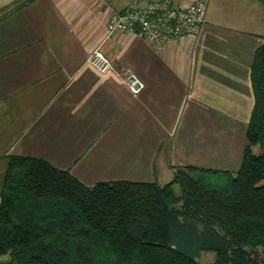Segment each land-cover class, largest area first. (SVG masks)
Wrapping results in <instances>:
<instances>
[{
	"label": "crops",
	"instance_id": "1",
	"mask_svg": "<svg viewBox=\"0 0 264 264\" xmlns=\"http://www.w3.org/2000/svg\"><path fill=\"white\" fill-rule=\"evenodd\" d=\"M130 4L0 0V197L11 156L43 158L89 186L165 184L187 165L241 163L251 65L264 44L262 3L208 0L198 33L160 50L123 31L108 34V11ZM96 48L115 71L87 62ZM125 72L139 91L123 82Z\"/></svg>",
	"mask_w": 264,
	"mask_h": 264
},
{
	"label": "trees",
	"instance_id": "2",
	"mask_svg": "<svg viewBox=\"0 0 264 264\" xmlns=\"http://www.w3.org/2000/svg\"><path fill=\"white\" fill-rule=\"evenodd\" d=\"M251 84L235 172L187 165L165 184L89 186L43 158L9 157L0 255L9 253L7 264H202L197 258L208 252L214 258L204 264H264V44L253 56Z\"/></svg>",
	"mask_w": 264,
	"mask_h": 264
},
{
	"label": "built area",
	"instance_id": "3",
	"mask_svg": "<svg viewBox=\"0 0 264 264\" xmlns=\"http://www.w3.org/2000/svg\"><path fill=\"white\" fill-rule=\"evenodd\" d=\"M130 1L126 9L108 11V34L123 31L143 38L160 50L163 42L181 41L198 33L208 0H187L179 4L173 0ZM87 62L101 72L115 71L110 60L98 48L87 56ZM120 76L131 91H139L142 84L132 73H120Z\"/></svg>",
	"mask_w": 264,
	"mask_h": 264
},
{
	"label": "rangeland",
	"instance_id": "4",
	"mask_svg": "<svg viewBox=\"0 0 264 264\" xmlns=\"http://www.w3.org/2000/svg\"><path fill=\"white\" fill-rule=\"evenodd\" d=\"M238 132H239V129L237 130ZM237 135H240L239 133L238 134H235V135H233V136H237ZM239 137V136H238ZM243 139L245 140V142H244V146H243V148L245 147V145H246V139H245V136H244V134H243ZM236 147V148H235ZM235 149V150H234ZM234 156H235V158H236V156H237V153H238V146H234ZM252 150H253V152H255V153H257L258 152V150H259V148H258V146H253L252 147ZM243 151H244V149H243ZM242 151V152H243ZM243 154V153H242ZM232 154H229V156H231ZM238 160H239V158H238ZM240 164L241 163H239V165L238 166H236V163H234L233 165H231L230 166V168H229V171H231V172H235L237 169H238V167L240 166ZM175 191H176V193L178 194V193H180V189H179V186L178 185H175ZM214 255L213 253H208V252H201V254H200V256L197 258L198 259V261L200 262V263H202V264H204V263H206V262H211V261H213V258H211L210 256L211 255ZM9 257H10V255H9V253L7 252V253H4V254H2V255H0V264H7L8 263V260H9ZM211 259H210V258Z\"/></svg>",
	"mask_w": 264,
	"mask_h": 264
}]
</instances>
